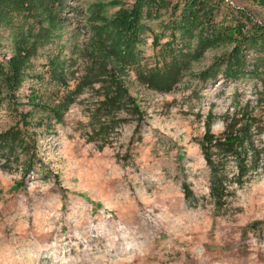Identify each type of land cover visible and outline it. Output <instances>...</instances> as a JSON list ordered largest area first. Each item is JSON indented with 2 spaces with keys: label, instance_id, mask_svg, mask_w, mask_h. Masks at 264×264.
<instances>
[{
  "label": "rangeland",
  "instance_id": "1",
  "mask_svg": "<svg viewBox=\"0 0 264 264\" xmlns=\"http://www.w3.org/2000/svg\"><path fill=\"white\" fill-rule=\"evenodd\" d=\"M30 1L0 18V264H264L261 120L219 207L201 145L264 107V0Z\"/></svg>",
  "mask_w": 264,
  "mask_h": 264
},
{
  "label": "trees",
  "instance_id": "2",
  "mask_svg": "<svg viewBox=\"0 0 264 264\" xmlns=\"http://www.w3.org/2000/svg\"><path fill=\"white\" fill-rule=\"evenodd\" d=\"M7 0H0V18L3 17V8L6 5ZM42 2L45 0H41ZM22 5L29 6L30 0H18ZM28 2V3H27ZM1 4L3 6H1ZM134 19H136L134 17ZM188 19L186 16L182 19L181 27L187 29L184 20ZM134 32V31H133ZM137 37H133V43L136 42ZM172 46V43H169ZM172 47H170V50ZM178 66L165 67L162 70L158 67L152 70H140L138 77L143 84L159 90L169 91L178 79ZM256 108V107H255ZM256 109L247 111L245 109L242 116L239 113H234L233 116L229 114L223 116L225 124L224 130L218 134L211 132V125L207 123L206 131L202 137L201 145L203 153L209 163L211 169L210 178V195L218 207L225 201V197L228 190L227 178L228 174L224 171L225 165L219 159H216L214 155L223 157H231L236 161L237 173L235 181L238 183L244 182L246 174L252 170H256L259 166V156L262 152V148L255 147L252 139V128L258 120H261L259 126L255 127L258 133L264 131V107H260L258 113H253ZM260 114H263L259 117ZM262 126L260 127V125ZM188 193V190H187Z\"/></svg>",
  "mask_w": 264,
  "mask_h": 264
}]
</instances>
